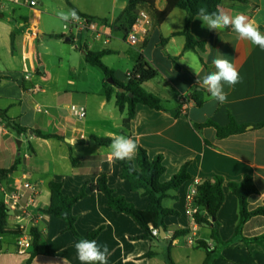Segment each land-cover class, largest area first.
<instances>
[{
	"label": "crops",
	"instance_id": "crops-1",
	"mask_svg": "<svg viewBox=\"0 0 264 264\" xmlns=\"http://www.w3.org/2000/svg\"><path fill=\"white\" fill-rule=\"evenodd\" d=\"M129 1L93 0V10L80 6L79 0L63 3L64 10L74 9L86 17L107 21L110 26L105 33H111L112 37L106 45L105 35L99 37L90 32L80 33L77 41L70 44L54 38L63 24L56 14L64 10L45 3L37 2L36 7H29L32 22L35 12L40 13L36 26L39 33L34 43L22 34L17 54L11 49V37L17 27H7L6 64L0 70V111L27 132L18 133L0 117V170L14 168L8 179L0 182V207H9L17 191L24 194L8 220L10 231L22 234L0 239V264H26L31 250L21 255L17 243L22 237L32 243V228L39 229L42 240L40 253L31 264H81L75 239L66 230L64 221L43 214L50 204L51 182L61 183L62 193L73 197L83 187L89 191L105 174L117 196L124 197L138 210L148 207L149 199L132 192L130 184L121 179L120 166L111 157L109 146L91 140V137L112 139L120 134L133 138L138 149L146 150L150 159L163 156L166 172L162 182L170 181L186 164L191 180L164 200L171 201L170 206L163 205L165 208L179 213L165 219L168 228L165 239L133 240L143 235V230L131 217L109 208L102 193L89 191L75 204L73 214L81 236L103 229L95 241L101 248L108 247V264H204L207 253L199 247V241L210 248L209 264H264V246L242 240L264 234V216L250 219L241 235L236 236L240 207L228 188L229 183L242 182L250 176L259 193L248 198L249 211L264 204V127L255 128L264 123V50L238 39L230 28L215 32L202 27L196 18L190 25V33L204 48L186 49L182 32L187 13L174 9L163 21L156 16L166 10L167 0H156L152 8L139 7V13L145 11L152 17L153 25L146 38L132 46L127 33L121 30L130 24L121 19ZM220 9L232 15L248 16L264 32V0H246V3L225 0ZM43 29L45 33L40 35ZM86 50L95 54L106 52L102 62L121 83L128 81V74L143 57L158 73L143 88L162 100L164 110L138 105L129 129H125L127 109L121 112L116 106L118 88L108 82L99 68L86 62ZM218 55L234 63L241 76L235 86H224L227 102L220 104L205 99L201 106L194 101L182 102L195 91L208 95L195 84L196 74L203 78L215 71L212 60ZM108 89L114 93L110 99L106 97ZM72 105L86 109L84 120L71 115ZM230 117L240 125H247L246 131L219 139L214 127L195 128L209 121L226 127ZM33 131L58 138H39ZM136 160L137 152L131 161L136 163ZM215 176L224 179L225 195L216 219L209 220L219 223L218 240L212 238L211 226L193 224L186 213L190 190ZM24 183L35 187V192L25 190ZM200 214L206 216L201 209ZM176 231H189V234L173 239Z\"/></svg>",
	"mask_w": 264,
	"mask_h": 264
},
{
	"label": "trees",
	"instance_id": "trees-1",
	"mask_svg": "<svg viewBox=\"0 0 264 264\" xmlns=\"http://www.w3.org/2000/svg\"><path fill=\"white\" fill-rule=\"evenodd\" d=\"M156 0H130L129 5L125 12L122 14L121 19L129 21V27H119L124 30L125 33H129L132 26L135 24L136 19L139 15V7L149 6L153 7ZM225 0H167V8L164 12L156 13L159 21H163L168 14L174 9H181L187 13V19L185 29L182 35L186 38V49H195L196 47L204 48V45L197 42L190 33V25L199 8L206 7L209 12H215L220 9L222 2ZM230 2L246 3V0H227ZM68 5L71 7L69 1ZM77 12V11H76ZM81 15L79 12H77ZM84 16V15H82ZM86 17V16H85ZM90 18V17H88ZM94 19V18H91ZM98 20V19H96ZM107 23L105 20H99ZM116 27V26H114ZM56 39H65L61 35L54 36ZM11 49L14 50V40L11 37ZM39 45H37V51ZM104 53H92L85 51V59L91 66L99 68L106 79H111L114 86L118 88L115 94L116 106L121 112L127 109V117L124 119L125 129H129L132 120L135 117L136 107L138 105H144L152 110L162 111L164 107L162 100L157 96L146 92L143 88V84L155 79L158 75L157 71L150 66L143 57H140L136 68L131 72V78L127 82L121 83L114 78L113 72L109 70L102 62ZM39 59V56H38ZM40 74H43L39 72ZM111 87V86H109ZM113 91L110 89L106 90V97L110 99L113 95ZM194 101L197 106H201L205 100V94L199 91H195L192 95L186 98V101ZM0 117L6 121L7 124H11L15 131L18 133L27 132L26 128H22L13 122L6 116L5 112L0 111ZM205 127H214L217 131V137L219 139H225L233 135L241 134L246 131L247 125H240L237 121L230 117V123L226 127H220L217 124L209 121L203 125H196L197 130H202ZM264 123L255 125V128H263ZM34 134L43 139L54 138L53 135H43L39 131H33ZM58 138V137H55ZM91 140L100 146H109L112 139H102L97 137H91ZM164 158L159 155L154 159H150L146 150L139 148L137 150L136 163L132 161H119L116 163L120 166L122 180L127 181L130 184L132 192H138L141 196L149 199L148 207L141 211L138 210L133 204L129 203L124 197L117 196L113 189L108 185L107 175L103 174L95 185L90 187L89 191H96L102 193L106 200L109 208L114 210L118 214H125L131 217L136 224L143 230V235L134 238L133 240H159L152 235L151 229L163 230L168 233V228L165 225V219L171 216L177 217L179 213L172 209H167L163 206L162 201L171 196L167 195L169 189L174 192L178 191L182 185L191 180V176L188 172V165H184L180 171L174 175L170 181L162 182L161 178L166 172V168L163 164ZM14 171V168L10 170H0V182L3 183ZM224 179L219 176H215L211 179L200 182L196 188L198 191L197 206L204 212L206 216L201 214L196 216V222L198 225L211 226L212 227V238L214 240L219 239L218 229L219 223L215 220L211 222L209 220L216 219L217 214L225 201V195L223 190ZM51 192L50 204L47 209L43 211L46 216H52L57 219L64 221L66 224V230L70 232L75 243L81 239L96 240L102 232V228L97 229L86 237L81 236L76 229L77 218L73 214V208L80 200L84 199L88 195V190L83 187L80 192L73 196L67 197L62 193V184L57 182H51L49 185ZM230 191L236 196L239 207H240V220L236 228V236H240L243 226L252 218L257 216H264V204L253 210L249 211L248 198L252 195H257L259 192L250 176H246L242 182H231L228 184ZM10 218V211L6 206L0 207V239L9 234L21 235L19 231L11 232L8 225ZM189 234V231H176L173 234V239L183 237ZM30 236L32 239L31 243V254L26 264H31L33 258L40 253L42 234L37 228L30 230ZM243 242L255 243L264 246V234L253 238L246 239L242 238ZM199 247L204 248L207 253V258L204 264H209L211 258V252L208 245L204 242L199 241ZM1 248V242H0ZM151 254L147 255V257ZM168 261L171 263V257H168Z\"/></svg>",
	"mask_w": 264,
	"mask_h": 264
},
{
	"label": "clouds",
	"instance_id": "clouds-1",
	"mask_svg": "<svg viewBox=\"0 0 264 264\" xmlns=\"http://www.w3.org/2000/svg\"><path fill=\"white\" fill-rule=\"evenodd\" d=\"M58 18L68 27L69 22H78L80 17L74 9L67 11H58ZM196 19L202 22V27L218 32L230 28L236 33L237 38L247 40L251 44L264 50V32L260 31V26L248 16L242 13L234 15L221 9L215 12H209L206 7L198 9ZM215 71L208 73L197 79L195 84L208 94L205 99L209 102H218L220 104L227 102V93L224 86H235L241 81L238 68L230 60L218 55L212 60ZM110 155L113 159L119 161H131L137 152V142L123 134L114 135L109 145ZM168 196L175 195L172 189L167 192ZM164 206H170L171 201H162ZM76 255L81 264H108L109 249L105 245L103 248L95 240L81 239L74 245Z\"/></svg>",
	"mask_w": 264,
	"mask_h": 264
},
{
	"label": "built area",
	"instance_id": "built-area-1",
	"mask_svg": "<svg viewBox=\"0 0 264 264\" xmlns=\"http://www.w3.org/2000/svg\"><path fill=\"white\" fill-rule=\"evenodd\" d=\"M1 1H7L10 3H13L15 5H20L22 1H24L26 4L29 5V7L34 8L37 6V2L34 0H1ZM79 15V14H78ZM80 19L78 22H69L68 27H64V23L60 27V33L59 35L65 37H71L74 42L77 41L78 35L82 32H90L93 34H96L97 36H101L102 34L105 35L104 44H108L112 35L111 33H105L106 28L110 25L108 23L91 19L82 15H79ZM153 25V19L152 17L145 11L140 12L135 24L132 26L131 30L127 34V41L130 45L136 46L139 44V42L146 38L148 35L150 28ZM64 40V39H62ZM131 78V72L128 74V79ZM182 102H186V98L182 99ZM71 115L78 119V120H84L87 115V111L84 107L72 105L69 107ZM198 185V184H197ZM195 185L190 192L187 195V215L190 217L193 224L198 225L196 222V216L200 214V208L197 206V196L198 191ZM23 188L25 190H30L32 192H35V187L30 185L29 183H24ZM24 197V194L21 191H17L15 194L11 197V203L7 207L10 211L15 210V206L20 203V200ZM152 235L156 238L160 237V231L158 229H151ZM19 254L25 255L28 253V251L31 249V240L28 238H20V240L17 243Z\"/></svg>",
	"mask_w": 264,
	"mask_h": 264
},
{
	"label": "rangeland",
	"instance_id": "rangeland-1",
	"mask_svg": "<svg viewBox=\"0 0 264 264\" xmlns=\"http://www.w3.org/2000/svg\"><path fill=\"white\" fill-rule=\"evenodd\" d=\"M37 2L41 5L43 3L50 4L55 9L64 10L63 3L65 0H37ZM78 3L80 6H83L87 10L94 9L93 0H79ZM66 9L64 11H67ZM40 13L38 11L35 12L33 16L32 22V14L29 12V5L24 1L21 2L20 5H15L13 3L7 1L0 0V70L3 69L6 64V51H7V27L16 26L15 34L13 37L14 40V50H12L13 54L19 53L21 46L19 44V40L21 35L29 40H32L34 43V38L37 33H39L36 29V26L40 20ZM32 24V28H31ZM45 33L44 29L40 31V35ZM18 38V39H16ZM24 56V54H23ZM99 73H102L97 69ZM62 75L65 77L66 73L64 69H62ZM64 79V78H63Z\"/></svg>",
	"mask_w": 264,
	"mask_h": 264
},
{
	"label": "water",
	"instance_id": "water-1",
	"mask_svg": "<svg viewBox=\"0 0 264 264\" xmlns=\"http://www.w3.org/2000/svg\"><path fill=\"white\" fill-rule=\"evenodd\" d=\"M64 42L67 43V44H70L72 42V38L71 37H66L64 39ZM40 69L43 70V67H40ZM108 82L110 84H113V81L111 79H109ZM160 238L161 239H165L166 238V233L163 230L160 231Z\"/></svg>",
	"mask_w": 264,
	"mask_h": 264
}]
</instances>
